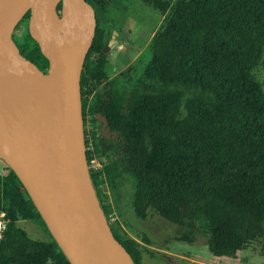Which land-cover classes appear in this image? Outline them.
I'll return each mask as SVG.
<instances>
[{
    "label": "trees",
    "instance_id": "trees-1",
    "mask_svg": "<svg viewBox=\"0 0 264 264\" xmlns=\"http://www.w3.org/2000/svg\"><path fill=\"white\" fill-rule=\"evenodd\" d=\"M87 1L97 24L80 91L87 163L100 164L89 173L104 211L112 208L108 193L117 205L128 182L137 218L154 211L179 225L185 242L199 233L214 257L234 258L253 245L264 255V102L251 75L264 45V0H139L163 16V25L141 73L123 80L120 90L105 70L108 41L99 20L106 1ZM28 18L19 21L13 40L47 72ZM100 118L104 132L94 127ZM0 161V211L8 218L0 264H71L16 174ZM19 220L41 225L48 239L31 238ZM118 224L116 240L135 264H145L152 240Z\"/></svg>",
    "mask_w": 264,
    "mask_h": 264
},
{
    "label": "water",
    "instance_id": "water-1",
    "mask_svg": "<svg viewBox=\"0 0 264 264\" xmlns=\"http://www.w3.org/2000/svg\"><path fill=\"white\" fill-rule=\"evenodd\" d=\"M26 13L47 72L13 40ZM95 15L87 0H0V159L71 264H135L106 220L86 157L80 75ZM75 21L90 24L91 37L86 48L69 50L62 34ZM112 42L113 36L103 53Z\"/></svg>",
    "mask_w": 264,
    "mask_h": 264
},
{
    "label": "rangeland",
    "instance_id": "rangeland-1",
    "mask_svg": "<svg viewBox=\"0 0 264 264\" xmlns=\"http://www.w3.org/2000/svg\"><path fill=\"white\" fill-rule=\"evenodd\" d=\"M105 1L106 6L101 12L99 26L104 28L107 41L113 36V42L105 52V70L109 79L113 80L116 88L120 90L125 88L123 80L138 76L150 59L151 41L162 28L163 16L139 0ZM251 75L264 102V45L260 48L259 59L253 66ZM103 124L104 120L100 118L95 121L94 127L100 126L101 132H104ZM92 127V123H87V130ZM96 162L97 159L92 160L89 168H99L100 164ZM132 194L133 187L127 182L120 189L117 205L109 193L108 200L119 222L122 225L124 221L129 224L124 227L129 234L134 235L135 231H142L152 240V253L144 256L145 264H264V255L258 245L239 251L234 258L214 257L199 233H195L193 242H185L179 239L185 231L154 211L150 210L144 220L137 218L131 204ZM116 206L121 209V215L118 214ZM17 225L33 239H48L42 226L30 220H19Z\"/></svg>",
    "mask_w": 264,
    "mask_h": 264
},
{
    "label": "bare ground",
    "instance_id": "bare-ground-1",
    "mask_svg": "<svg viewBox=\"0 0 264 264\" xmlns=\"http://www.w3.org/2000/svg\"><path fill=\"white\" fill-rule=\"evenodd\" d=\"M91 28L90 24H80L78 21H75L63 32L62 36L65 42L62 43V47L69 50L86 48L91 37Z\"/></svg>",
    "mask_w": 264,
    "mask_h": 264
},
{
    "label": "built area",
    "instance_id": "built-area-1",
    "mask_svg": "<svg viewBox=\"0 0 264 264\" xmlns=\"http://www.w3.org/2000/svg\"><path fill=\"white\" fill-rule=\"evenodd\" d=\"M94 160H96V159H94ZM96 163H98V161ZM98 165H99V163H98ZM95 168H97V167H95ZM3 172H4V167L1 164L0 165V175H2ZM115 216L116 215L112 212L111 209L105 212L106 220L112 229L116 228L117 224L120 223L118 217L117 216L115 217ZM7 223H8V218H7L6 212L0 211V241L3 238V234L6 230Z\"/></svg>",
    "mask_w": 264,
    "mask_h": 264
},
{
    "label": "crops",
    "instance_id": "crops-1",
    "mask_svg": "<svg viewBox=\"0 0 264 264\" xmlns=\"http://www.w3.org/2000/svg\"><path fill=\"white\" fill-rule=\"evenodd\" d=\"M149 248H150V246H149ZM151 249V248H150Z\"/></svg>",
    "mask_w": 264,
    "mask_h": 264
}]
</instances>
